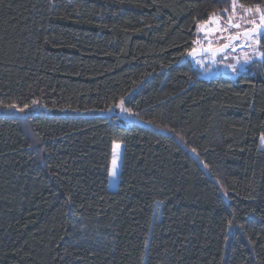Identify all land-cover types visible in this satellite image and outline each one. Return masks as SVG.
I'll return each instance as SVG.
<instances>
[{
	"label": "trees",
	"instance_id": "obj_1",
	"mask_svg": "<svg viewBox=\"0 0 264 264\" xmlns=\"http://www.w3.org/2000/svg\"><path fill=\"white\" fill-rule=\"evenodd\" d=\"M224 4L0 0V108L44 109L0 114V264H264V59L182 55Z\"/></svg>",
	"mask_w": 264,
	"mask_h": 264
},
{
	"label": "snow or ice",
	"instance_id": "obj_2",
	"mask_svg": "<svg viewBox=\"0 0 264 264\" xmlns=\"http://www.w3.org/2000/svg\"><path fill=\"white\" fill-rule=\"evenodd\" d=\"M231 9V15H228V21L229 25L228 28L221 29L219 27V20L220 18L216 15L215 12L211 13V17L209 20H204L202 22L198 23V29L206 32H219V31H228L229 28H234L237 31L232 34L230 33L227 37H225V43L218 47L213 46L212 40H208L207 47L200 46L199 40L192 41V44L194 45L191 47L190 50L182 53V55L193 57L194 59L197 57H204L207 56L208 60L215 63L217 55H222L226 52H228L230 49L232 51H235L238 47H244V48H251L252 53L249 54L245 52L243 56H237L236 63L230 64L228 67L231 68L233 72H237L240 69L237 67L238 64H240V61L243 60V64L247 65L253 61L254 56H259L260 58L264 59V50H261L264 48V44H262V39H264V7H262L260 4H255L253 6H246L243 3H238L237 0H231L230 4ZM238 9L243 10L244 12L248 13L247 17H235V14ZM225 13L229 12L228 8H225L223 10ZM250 17V18H249ZM234 19H243L246 21V25H242L239 22H234ZM216 24V28H209V24ZM219 39V38H218ZM237 41L240 43L238 44ZM198 64L203 66L205 63L204 59H197L196 61ZM243 67V65H241ZM33 105L37 104L38 101H32ZM120 108L123 112H129L131 113V109L126 108L124 106V99L121 98L119 103L116 105ZM6 107L9 108H17L16 104H8ZM28 105L25 104L24 108H27ZM24 108H20V111H23ZM260 140L262 143H264V135H261ZM120 147L119 144L114 145L113 149V158H112V168L110 170V175L112 177H115L117 175V154L116 149ZM195 151V149H193ZM225 196H227V190H224ZM228 227H232V222L228 221Z\"/></svg>",
	"mask_w": 264,
	"mask_h": 264
},
{
	"label": "rangeland",
	"instance_id": "obj_3",
	"mask_svg": "<svg viewBox=\"0 0 264 264\" xmlns=\"http://www.w3.org/2000/svg\"><path fill=\"white\" fill-rule=\"evenodd\" d=\"M238 2V0H237ZM239 3V2H238ZM231 0H225V4L220 7L215 13L220 18L219 20V27L221 29L228 28L229 21H228V15H231V9H230ZM262 6V5H261ZM264 7V6H262ZM225 8L229 9L228 13H225L223 10ZM248 13L244 12L241 9H238L235 17H247ZM211 17V16H210ZM209 17V19H210ZM250 18V17H249ZM234 22H239L242 25H246V21L243 19H234ZM209 28H216V24H209ZM237 30L234 28H229L228 31H219V32H206L199 30L197 27V34H198V40L200 41V46L207 47L208 40H212L213 46L218 47L225 43V37H227L230 33L234 34ZM219 38V39H218ZM239 44L240 42L237 41ZM247 52L249 54L252 53L251 48H244V47H238L235 51H232L231 49L222 54L217 55L215 63L208 60L207 56L204 57H197L192 60V64L194 67V74L197 78L200 79H212L215 77H228V78H237L238 75L241 73L251 72L254 73L259 70L260 65L263 62V59L259 56H254L253 61L247 65L243 64V60L240 61V64L237 65V67L240 69L237 72H233L228 65L235 64L236 63V57L237 56H243V54ZM197 59H204L205 63L203 66L198 64L196 61ZM243 65V67H241ZM125 106V105H124ZM43 108H36L31 107L29 109H24L23 111H20L19 108H11V109H4L0 108V114H6V115H27L31 113H37V112H43ZM102 115L108 116V117H116L120 122H123L124 124H129L133 121L142 123L141 120H139L137 117L134 116V114L131 112H123L120 110L119 107L115 106L107 111H102Z\"/></svg>",
	"mask_w": 264,
	"mask_h": 264
},
{
	"label": "built area",
	"instance_id": "obj_4",
	"mask_svg": "<svg viewBox=\"0 0 264 264\" xmlns=\"http://www.w3.org/2000/svg\"><path fill=\"white\" fill-rule=\"evenodd\" d=\"M199 38H198V34L196 33V38H195V40H198Z\"/></svg>",
	"mask_w": 264,
	"mask_h": 264
},
{
	"label": "bare ground",
	"instance_id": "obj_5",
	"mask_svg": "<svg viewBox=\"0 0 264 264\" xmlns=\"http://www.w3.org/2000/svg\"><path fill=\"white\" fill-rule=\"evenodd\" d=\"M208 20H209V19H208ZM187 58L190 59V60H193V59H194V58H189V56H187Z\"/></svg>",
	"mask_w": 264,
	"mask_h": 264
},
{
	"label": "water",
	"instance_id": "obj_6",
	"mask_svg": "<svg viewBox=\"0 0 264 264\" xmlns=\"http://www.w3.org/2000/svg\"><path fill=\"white\" fill-rule=\"evenodd\" d=\"M189 58H193V57H189Z\"/></svg>",
	"mask_w": 264,
	"mask_h": 264
}]
</instances>
